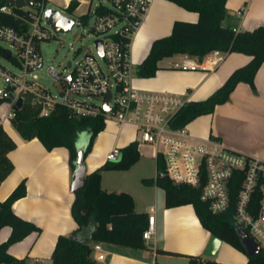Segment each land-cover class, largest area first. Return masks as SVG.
Segmentation results:
<instances>
[{
    "label": "crops",
    "instance_id": "crops-1",
    "mask_svg": "<svg viewBox=\"0 0 264 264\" xmlns=\"http://www.w3.org/2000/svg\"><path fill=\"white\" fill-rule=\"evenodd\" d=\"M71 1L64 0V5L68 7ZM78 1L75 11L84 12L82 15L96 7H93L94 0ZM176 20L197 22L199 14L171 0L152 1L141 28L132 38L131 58L136 68L145 60L156 39L172 33ZM224 23L238 30H253L264 25V0H227ZM183 55L162 59L160 69L152 77L136 74L135 86L149 91L185 94L189 101L204 100L234 69L251 59L250 55L231 52L225 53L214 70H185L176 67ZM255 85L253 89L246 82L239 83L229 101L190 121L187 124L190 132L201 138L216 137L229 148L245 154L264 155V63L256 74ZM2 106L7 107V104L0 105V115L7 110L2 112ZM7 125L12 126L11 121L5 123L6 130ZM7 132L17 142V147L9 152L14 169L0 185V201L6 200L25 180L27 194L14 202L13 209L17 215L41 228L40 232H32L11 244L8 250L17 258H26V264H52L58 237L70 235L78 227L72 215L74 171L70 166L69 150L64 146L48 150L38 138L24 140L17 131ZM134 141L139 142L140 153L146 149L148 160L140 156L129 169L105 170L102 187L132 194L137 211L156 215V232L145 249L102 242L105 258L97 260V253L93 251L92 264H188L187 255L207 256L205 252L213 235L202 224L194 206L185 204L167 208L164 190L157 183L146 181L158 175L157 150L140 141L134 124L117 128L114 121H106L85 159L86 172L104 165L114 147L123 148ZM11 232L10 226L1 228L0 242L6 241ZM159 248L176 254L159 253ZM218 252L213 258L222 263L246 264L248 261L246 253L225 241Z\"/></svg>",
    "mask_w": 264,
    "mask_h": 264
},
{
    "label": "built area",
    "instance_id": "built-area-1",
    "mask_svg": "<svg viewBox=\"0 0 264 264\" xmlns=\"http://www.w3.org/2000/svg\"><path fill=\"white\" fill-rule=\"evenodd\" d=\"M153 0H107L90 12L94 17L91 30L95 33L96 53H86L75 63L67 62L62 71L53 66L48 73L59 88L54 93L39 81L38 71L44 66L41 42L51 39L55 30L46 20L48 4L43 1L28 9L20 28L0 21V38L17 49L9 59L20 67L15 73L0 61V98L7 110L0 115V126L15 116L19 98H31L39 116H50L58 106H64L78 117H98L114 121L117 128L134 124L143 143L153 145L157 159L163 157L166 175L176 184L202 188V199L213 213H221L234 202L235 220L264 249V155H249L229 148L216 137L193 135L188 126L172 125L175 115L189 102L185 94L169 91H149L134 84L137 68L131 58L132 38L141 28ZM10 6L1 7L10 12ZM76 24L80 22L76 20ZM73 29V28H72ZM102 40V53L97 40ZM225 53L213 50L203 59L184 54L176 67L185 70H214ZM108 109L104 103L108 94ZM93 97H100V103ZM121 148L114 147L107 161L121 158ZM156 232V215H148L144 238L150 243ZM97 260L105 258L102 242L93 245Z\"/></svg>",
    "mask_w": 264,
    "mask_h": 264
},
{
    "label": "trees",
    "instance_id": "trees-1",
    "mask_svg": "<svg viewBox=\"0 0 264 264\" xmlns=\"http://www.w3.org/2000/svg\"><path fill=\"white\" fill-rule=\"evenodd\" d=\"M37 4L47 0H34ZM180 6L198 12L199 20L190 22L176 20L172 33L156 39L149 54L137 68V74L152 77L160 69L159 62L177 54H189L203 59L213 50L224 53L238 52L251 56L248 63L234 69L227 80L208 98L189 101L175 115L172 125L176 128L187 125L197 116L211 113L217 105L230 100L232 92L241 82H246L255 89V78L264 63V25L253 30H238L224 23L227 0H171ZM6 0H0V21L5 25L20 28L24 25L23 17H29L28 9L12 7L10 12L1 10ZM78 0H72L68 7L70 12L76 10ZM87 13L81 17H90ZM6 48L0 45V56H5ZM6 102L0 98V105ZM11 124L24 140L38 138L48 150L64 146L70 153V166L74 171L79 156L78 142L82 133H88L83 149V158L92 151L97 135L106 126L105 117H78L64 106L46 117L39 116L30 97H26L20 108L15 110ZM17 147V142L0 126V185L13 171L14 163L9 152ZM121 159L107 161L92 172H86L82 187L74 192L72 215L78 224L70 235L58 237L52 264H92L93 243L106 242L124 247L148 248L144 231L148 226V213L136 210L135 199L126 191H109L102 187L105 170H126L134 165L141 156L139 142L134 141L121 148ZM158 175L146 181L155 182L165 192L167 208L192 204L202 224L213 236H217L235 248L247 254L237 232L234 202L229 209L213 213L209 203L202 199V188L186 184H176L166 175V165L162 156L157 159ZM164 175V176H161ZM27 194L26 181L23 180L10 194L0 201V229L10 226L9 238L0 242V264H26V258H17L9 252L11 244L23 240L32 232H40L35 223L17 215L13 209L16 200ZM159 253H176L159 248ZM248 255L246 264H264V249L257 255ZM188 264H226L213 257L187 255ZM154 264H158L155 262Z\"/></svg>",
    "mask_w": 264,
    "mask_h": 264
},
{
    "label": "rangeland",
    "instance_id": "rangeland-1",
    "mask_svg": "<svg viewBox=\"0 0 264 264\" xmlns=\"http://www.w3.org/2000/svg\"><path fill=\"white\" fill-rule=\"evenodd\" d=\"M98 3H107V0H94L93 7H95ZM47 4L48 7L57 8L63 14L70 15L80 22V25L76 24L70 32H61L59 36H55L48 40H43L40 45L42 56L44 58V66L38 71L39 81L43 85L50 88L54 93H58L59 88L48 73V69L49 67L53 66L58 71H62L69 60L75 63L86 53H96V35L91 30V27L94 23V17L90 16L89 18H82L81 16L84 12H70L64 5V0H47ZM0 45L6 49H10L14 54L17 53V49L2 38H0ZM0 61L11 71L15 73L21 72L20 67L14 64L11 60L0 56ZM2 86L3 79L0 76V87ZM93 101L100 103L102 99L100 97H93ZM6 109V106H2L1 111L3 112ZM6 127L9 132L16 131L11 125H7ZM87 139L88 133H82L78 142V146L85 145ZM145 150V148L142 149L141 158L148 160L149 155ZM220 251L218 253H220ZM218 253L216 256H218Z\"/></svg>",
    "mask_w": 264,
    "mask_h": 264
},
{
    "label": "water",
    "instance_id": "water-1",
    "mask_svg": "<svg viewBox=\"0 0 264 264\" xmlns=\"http://www.w3.org/2000/svg\"><path fill=\"white\" fill-rule=\"evenodd\" d=\"M6 5L10 7L24 8L28 5L35 7L37 3L34 0H6ZM93 15V13L91 14ZM46 20L59 35L61 32H70L76 25V19L70 15L63 14L59 9L48 7L46 10ZM99 49L102 53V40H97ZM11 50L8 49L5 58H9ZM111 97L109 93L104 103V109H108V100ZM22 99L19 98L15 108H20ZM85 145L78 146L79 156L76 161V168L73 174L72 190L75 192L80 189L84 183V175L86 173L85 160L83 158V149ZM161 176H164L161 174ZM237 232L239 234L242 245L244 246L247 254L250 256L257 255L262 249L261 246L251 237V235L240 225H237ZM222 239L217 236H212L211 241L206 249V255L213 257L220 249Z\"/></svg>",
    "mask_w": 264,
    "mask_h": 264
}]
</instances>
